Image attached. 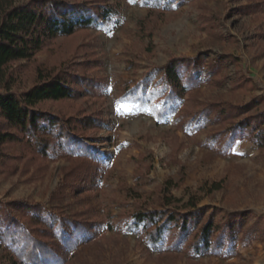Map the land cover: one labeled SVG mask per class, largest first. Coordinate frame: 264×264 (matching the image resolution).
Returning a JSON list of instances; mask_svg holds the SVG:
<instances>
[{"label":"rangeland","instance_id":"1","mask_svg":"<svg viewBox=\"0 0 264 264\" xmlns=\"http://www.w3.org/2000/svg\"><path fill=\"white\" fill-rule=\"evenodd\" d=\"M109 1L120 5L116 24L104 23L70 38L59 37L34 63L10 65L15 76L12 89L23 91L35 82L37 65L43 70L56 69L93 57L102 64L92 73L105 79L102 96L41 104L51 113L67 116L76 104L87 112L103 111L108 127L93 132L101 141L106 164L99 185L76 198L67 188L60 201H51L50 195L64 180L63 168L70 163L64 158L46 163L15 158L0 166V199L31 200L68 215L92 212L100 219L108 211L114 224L120 215L158 207L160 199L168 196L180 201V207L193 200L198 207L251 210L264 217V147L259 150L244 139L234 143L228 156H219L206 147L205 135L222 122L193 121L197 128L193 132L184 129L174 115L158 121L149 108L118 101L119 87L134 84L151 66H164L172 57L204 53L223 58L224 68L217 81L205 78L203 85L183 97L187 107L198 110L203 103L222 101L251 105L249 114L263 111L264 7L256 8L260 0H175L163 14L140 0ZM19 152L18 144L6 147L10 157ZM168 182L169 190L161 193ZM253 222L249 219L248 224ZM262 228L254 232L255 238L239 240L232 251L216 256L171 250L150 253L141 229L102 228L90 242L76 246L69 263L264 264ZM6 253L0 245V260Z\"/></svg>","mask_w":264,"mask_h":264},{"label":"trees","instance_id":"2","mask_svg":"<svg viewBox=\"0 0 264 264\" xmlns=\"http://www.w3.org/2000/svg\"><path fill=\"white\" fill-rule=\"evenodd\" d=\"M140 1L163 14L172 9L175 0ZM263 7L264 0L256 3V8ZM119 9V3L109 0H0V166L15 158L33 163L67 160L70 165L63 168L64 180L50 195L51 201H60L67 188L76 198L99 185L106 164L101 141L93 132L108 127V122L102 110L87 112L76 104L67 116L51 113L41 104L102 96L105 79L92 75L102 64L93 57L56 69L43 70L37 65L35 82L23 91L12 89L15 76L10 65L34 63L59 37L70 38L104 23L116 24ZM222 59L204 53L172 57L164 66H151L134 84L120 86L118 101L149 108L158 121L174 115L184 129L193 132L197 131L193 121L222 122L205 135L206 147L219 156H228L234 143L244 139L260 150L264 147V110L249 114L251 105L222 101L203 103L195 110L183 101L205 83V78L218 80L224 68ZM157 76L160 78L155 80ZM11 143L20 146L19 155H7L6 147ZM168 184H163L161 193L169 190ZM163 199L158 207L120 215L115 224L108 211L100 219L89 211L87 215H68L31 200L0 199V245L8 252L0 264H70L76 246L90 242L102 228L141 229L150 253L171 250L193 256L232 251L237 241L255 238L258 227L264 230L263 215L251 210L198 207L193 200L180 207V201L170 196ZM249 219L254 222L248 224Z\"/></svg>","mask_w":264,"mask_h":264}]
</instances>
